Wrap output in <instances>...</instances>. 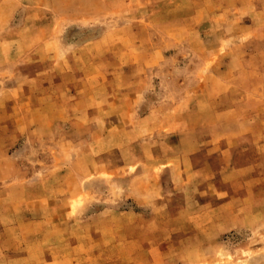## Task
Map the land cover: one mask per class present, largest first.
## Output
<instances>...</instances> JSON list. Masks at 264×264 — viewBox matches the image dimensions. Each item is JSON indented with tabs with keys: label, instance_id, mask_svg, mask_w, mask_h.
<instances>
[{
	"label": "rangeland",
	"instance_id": "rangeland-1",
	"mask_svg": "<svg viewBox=\"0 0 264 264\" xmlns=\"http://www.w3.org/2000/svg\"><path fill=\"white\" fill-rule=\"evenodd\" d=\"M0 264H264V0H0Z\"/></svg>",
	"mask_w": 264,
	"mask_h": 264
}]
</instances>
